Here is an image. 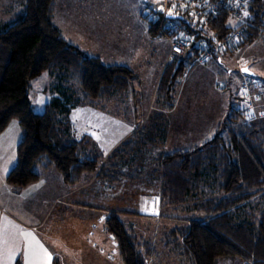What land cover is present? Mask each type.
<instances>
[{"label":"trees","instance_id":"trees-1","mask_svg":"<svg viewBox=\"0 0 264 264\" xmlns=\"http://www.w3.org/2000/svg\"><path fill=\"white\" fill-rule=\"evenodd\" d=\"M19 1L22 10L0 30V133L12 119L22 130L8 182L25 187L38 181L40 171L55 167L71 188L93 177L118 186L140 181L155 163L148 177L158 175L154 180L160 179L162 207H169L179 223L166 238H174L172 243L186 264H229L234 259L240 264H264V117L253 118L246 111L244 91L243 109H233L214 137L199 146L153 157L149 147L154 140L133 142L129 137L106 156L93 133L78 134L72 112L126 92L133 71L123 64L104 63L69 43L54 20L57 0ZM244 11L246 25L233 26L224 7L202 21L208 31L182 25L196 41L204 37L228 50L242 48L264 33V0L246 1ZM241 28L238 42L228 45L229 32ZM151 31L156 33L157 27ZM191 49L198 54L196 46ZM183 68L182 63L177 71L173 63L165 68L159 90L168 93ZM44 72L54 78L51 90L56 95L43 112H36L29 97L30 82ZM154 126L164 141V128ZM99 209L108 214L104 219L122 263L147 264L154 252L152 242L139 239L132 224L126 227L122 219L125 214H141L124 212L119 205ZM169 243L165 241V247Z\"/></svg>","mask_w":264,"mask_h":264},{"label":"rangeland","instance_id":"rangeland-1","mask_svg":"<svg viewBox=\"0 0 264 264\" xmlns=\"http://www.w3.org/2000/svg\"><path fill=\"white\" fill-rule=\"evenodd\" d=\"M157 3L158 0L56 2L54 20L69 43L79 47L88 56H99L104 63H124L134 74L131 87L123 94L96 99L93 105H80L75 111L81 108L84 111L73 114L78 134L91 132L97 136L99 148L106 156L122 141L130 138L128 141L133 142L138 139L145 143L154 140L149 147V155L153 157L177 148L199 146L214 137L233 109H243V85L249 76L264 87V41L261 39L264 33L252 44L233 50L222 49L216 53L219 55L215 54L212 58H208L203 50L204 45L200 43V54L192 51L182 57L172 56L168 40L160 36L159 32L151 31L150 24L143 17ZM21 10L19 0H0V30L5 22H10L13 15ZM245 18L243 10L241 16L230 19V23L237 26ZM193 20L198 21V17ZM203 27L208 31L205 25ZM172 63L175 71L181 63L184 68L166 93L159 90V85L165 68ZM242 67H248L254 75L244 73ZM54 82L47 72L31 80L29 96L34 111L43 112L45 104L56 95L51 90ZM153 125L164 128V141ZM19 126L17 119H12L6 130L0 133V191L6 197H10L12 187L7 176L16 164L17 145L22 134ZM14 135L17 137L14 138ZM154 165L141 174L140 181L112 186L100 183L93 177L74 188L66 185V190L72 191L67 194L65 202L73 205L83 202V205L97 207L119 205V208H124V212L141 214L136 217L125 214L122 219L126 227L132 224L139 239L152 242L154 252L147 264H186L188 262L178 254L177 246L172 243L174 238H166V234L179 223L178 219L171 217L169 207H162L158 194L160 179L154 180L158 175L153 174V180L148 177L147 172H152ZM60 177V172L52 167L42 176L41 183L47 188H35V195L28 200L35 204L40 194H52L55 186L63 185ZM89 212L90 208H80L75 212L68 210V219L80 218L77 220L79 227L73 228L77 231L75 236H71L68 228L61 230L66 250L62 247V254H58L60 264H86L79 256L83 254V235L90 232L93 220ZM74 213L78 216L75 217ZM98 213L108 215L101 209ZM167 240L170 243L165 247ZM115 259L118 260V257ZM116 260L113 263L116 264ZM91 261H87V264H94L93 259ZM229 264L240 262L234 259Z\"/></svg>","mask_w":264,"mask_h":264},{"label":"crops","instance_id":"crops-1","mask_svg":"<svg viewBox=\"0 0 264 264\" xmlns=\"http://www.w3.org/2000/svg\"><path fill=\"white\" fill-rule=\"evenodd\" d=\"M118 64L124 63L120 62ZM82 109L84 108H81L80 111L77 112L74 109L72 117L73 114L75 115L84 111ZM73 119L75 120L74 117ZM1 134L0 138L2 136ZM15 137H17V135H14V138ZM96 137L94 138L96 139ZM51 168L40 173L38 181L28 186L17 188L11 185L10 197H6L0 191V264H16L17 260H20L21 264H25V241L23 236H21V232L31 233V236L34 237L33 247L38 251L37 244L35 243L38 242V245H42L52 254V264H60V257H58V254H62V247L64 251L66 250L65 240L62 238L61 230L68 228L71 236H75L77 231L73 230V228L79 227L77 220L80 218L76 220H71V218L68 219V210L75 212V210L80 208H90L91 213H89L90 217H93V220L91 221L90 232L83 235L85 238V242L82 244L83 254L79 257L84 259L86 264L87 261L92 262V259L94 264H115L113 262L116 260L115 258L118 257V260L115 262L116 264H121L122 261L117 252L116 241H114V238L108 232L104 219L105 216L98 213L99 207L94 205L87 206L66 203V196L69 191L72 190H66L67 186L62 177L60 178L63 185L58 187L55 186L52 194L51 192L46 195L40 194V198L35 204L28 200L30 196L35 195V188L39 186H42L41 190L47 188L46 185L41 183L43 182L42 176L46 172H49ZM59 182L60 181H58V183ZM48 190L50 191L49 187ZM16 197H18V199H15ZM74 216L77 217L78 215L74 213ZM4 239H7V245H4L2 242ZM6 247L16 250V254L11 260L7 258L4 251Z\"/></svg>","mask_w":264,"mask_h":264},{"label":"built area","instance_id":"built-area-1","mask_svg":"<svg viewBox=\"0 0 264 264\" xmlns=\"http://www.w3.org/2000/svg\"><path fill=\"white\" fill-rule=\"evenodd\" d=\"M248 0H158V3L152 7L147 16L143 15L151 27H157L160 36H164L170 46L172 56H184L190 53L192 46H196L198 54L202 48L198 43L204 45V51L208 58H212L218 51L225 49V44L221 42L208 43L207 39L202 37L197 41L195 37L182 25V22L193 25L195 29L202 26V21L210 14L217 15L221 7L228 8L233 18H239L241 12L245 10ZM176 15V18H172ZM198 17V21H194ZM200 19V20H199ZM248 22L243 20L241 24ZM204 29V27H203ZM243 29L233 30L227 35L228 45L238 42ZM206 45V46H205ZM194 51V50H193ZM192 52V51H191ZM257 82L251 78L245 80L243 85L244 94L247 99L246 111L253 118L264 117V87L258 88Z\"/></svg>","mask_w":264,"mask_h":264},{"label":"snow or ice","instance_id":"snow-or-ice-1","mask_svg":"<svg viewBox=\"0 0 264 264\" xmlns=\"http://www.w3.org/2000/svg\"><path fill=\"white\" fill-rule=\"evenodd\" d=\"M247 15V13H245ZM247 71V69H244ZM21 236H23L25 241V264H52V254L47 251L42 245H38V242H35L38 247V251L33 247L34 237L31 236V233L21 232ZM4 245H7V239L3 241ZM5 253L7 258L11 260L14 258L16 254V250L14 248H5Z\"/></svg>","mask_w":264,"mask_h":264},{"label":"water","instance_id":"water-1","mask_svg":"<svg viewBox=\"0 0 264 264\" xmlns=\"http://www.w3.org/2000/svg\"><path fill=\"white\" fill-rule=\"evenodd\" d=\"M172 18H176V15H172ZM244 69H247V71H244ZM242 71L246 74L254 75V72H252L248 67H242Z\"/></svg>","mask_w":264,"mask_h":264}]
</instances>
